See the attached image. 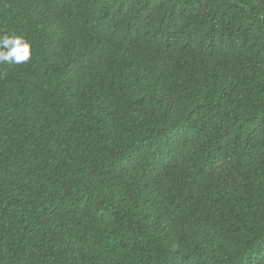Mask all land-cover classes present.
I'll list each match as a JSON object with an SVG mask.
<instances>
[{"label":"trees","instance_id":"16d2710c","mask_svg":"<svg viewBox=\"0 0 264 264\" xmlns=\"http://www.w3.org/2000/svg\"><path fill=\"white\" fill-rule=\"evenodd\" d=\"M0 264H264V0H0Z\"/></svg>","mask_w":264,"mask_h":264},{"label":"clouds","instance_id":"9594fccd","mask_svg":"<svg viewBox=\"0 0 264 264\" xmlns=\"http://www.w3.org/2000/svg\"><path fill=\"white\" fill-rule=\"evenodd\" d=\"M31 57V45L21 35L0 36V63L22 64Z\"/></svg>","mask_w":264,"mask_h":264}]
</instances>
